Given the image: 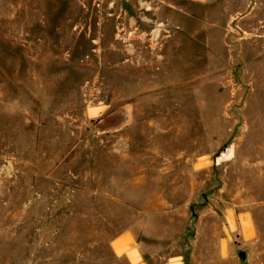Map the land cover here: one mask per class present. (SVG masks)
<instances>
[{"label":"rangeland","instance_id":"obj_1","mask_svg":"<svg viewBox=\"0 0 264 264\" xmlns=\"http://www.w3.org/2000/svg\"><path fill=\"white\" fill-rule=\"evenodd\" d=\"M240 251L264 264V0H0V264Z\"/></svg>","mask_w":264,"mask_h":264},{"label":"crops","instance_id":"obj_2","mask_svg":"<svg viewBox=\"0 0 264 264\" xmlns=\"http://www.w3.org/2000/svg\"><path fill=\"white\" fill-rule=\"evenodd\" d=\"M244 222H250L248 220H244L242 223ZM251 225V224H250ZM113 247H114V251L121 255V254H127L129 252H133V247L131 244V238L128 234L124 233L121 236H119L117 239L114 240L113 242ZM133 256H135L134 254H132ZM136 257V256H135ZM131 262L133 264H140L138 262V259L136 257V260H134L133 258L131 259ZM167 264H182V262L174 260V261H169Z\"/></svg>","mask_w":264,"mask_h":264},{"label":"water","instance_id":"obj_3","mask_svg":"<svg viewBox=\"0 0 264 264\" xmlns=\"http://www.w3.org/2000/svg\"><path fill=\"white\" fill-rule=\"evenodd\" d=\"M236 256L242 264L247 263V253L245 251L238 252Z\"/></svg>","mask_w":264,"mask_h":264}]
</instances>
